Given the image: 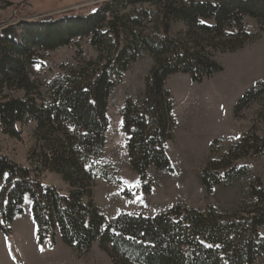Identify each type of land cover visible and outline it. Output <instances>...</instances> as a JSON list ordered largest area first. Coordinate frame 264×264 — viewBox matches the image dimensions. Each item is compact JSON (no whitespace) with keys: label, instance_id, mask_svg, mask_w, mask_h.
<instances>
[{"label":"trees","instance_id":"trees-1","mask_svg":"<svg viewBox=\"0 0 264 264\" xmlns=\"http://www.w3.org/2000/svg\"><path fill=\"white\" fill-rule=\"evenodd\" d=\"M96 7L86 14L20 23L21 41L15 27L1 32L0 130L16 138L17 124L33 123L37 140L31 168L0 155L1 232L12 235L29 195L40 244L59 232L75 252L87 254L98 244L114 264H257L264 256L261 179L248 185L243 204L231 211L178 204L153 217L110 218L96 205L94 189L99 178H114L101 163L109 101L132 66L146 56L153 60L144 94L127 98L122 110L129 163L141 177L142 192L150 194L149 171H173L166 147L175 142L177 119L168 79L188 74L192 82L202 83L223 72L216 54L239 52L264 33V0H112ZM248 20L259 24L257 34L247 30ZM75 38H87L96 56L76 59L43 87L29 79L42 53L70 46ZM16 92L23 96L14 98ZM263 92L261 84L247 93L234 116ZM244 144L248 158L264 155V136H244L230 153L239 154ZM243 157L225 164L226 155L207 164L200 181L209 195L249 177V164H236ZM45 172L60 176L70 188L68 195L42 185Z\"/></svg>","mask_w":264,"mask_h":264},{"label":"rangeland","instance_id":"rangeland-1","mask_svg":"<svg viewBox=\"0 0 264 264\" xmlns=\"http://www.w3.org/2000/svg\"><path fill=\"white\" fill-rule=\"evenodd\" d=\"M110 1L0 0V36L3 28L15 27V37L21 41L20 23H39V18L61 14H86ZM148 8L138 6L136 9ZM246 27L250 33L259 31V24L254 20H248ZM41 55L42 61L32 66L28 77L43 87L57 77L61 69L74 65L76 59L95 57L96 53L87 38H75L70 46ZM215 59L223 72L202 83L192 82L188 74H176L168 79L167 88L176 104L177 119L175 142L166 147L173 171L157 173L151 169L148 173L153 187L150 194L142 192L141 177L130 166L122 131V110L127 98L137 99L144 94L145 79L153 60L146 56L135 63L116 88L109 101L107 146L101 158V163L113 171L114 178L112 181L99 178L94 189V201L108 217L121 214L153 217L178 204L197 210L215 207L231 211L243 204L245 190L251 182L264 181V155L248 158L247 144L241 145L239 154L230 153L242 137L264 136V92L234 116L238 102L264 84V33L243 50L233 54L218 53ZM12 96L21 98L23 93L16 92ZM35 128L33 123L17 124L16 138L0 130V155L31 168L30 154L37 146ZM226 155L225 164L232 163L237 155L246 156L236 164L248 163L250 175L231 187H218L209 195L201 184L200 174L209 162L220 161ZM40 182L56 188L62 195H68L70 190L60 176L49 172L41 175ZM23 208L24 213L12 225L11 236L0 230V264H114L98 244L89 253L79 254L64 244L59 232L53 241L40 244L29 195L24 198ZM257 264H264V256Z\"/></svg>","mask_w":264,"mask_h":264}]
</instances>
